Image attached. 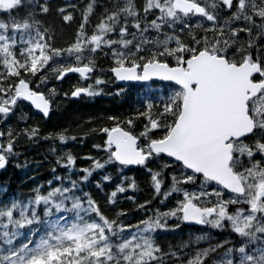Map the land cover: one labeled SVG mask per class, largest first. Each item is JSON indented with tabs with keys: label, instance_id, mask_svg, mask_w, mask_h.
I'll return each mask as SVG.
<instances>
[{
	"label": "snow or ice",
	"instance_id": "obj_1",
	"mask_svg": "<svg viewBox=\"0 0 264 264\" xmlns=\"http://www.w3.org/2000/svg\"><path fill=\"white\" fill-rule=\"evenodd\" d=\"M77 6L0 0V170L21 155V138L52 141L54 161L53 179L28 197L0 190V264H264V0H89L58 44ZM100 55L120 83L113 96L149 91L142 109L89 130L102 143L77 175V157L56 145L77 137L42 136L29 121L51 120L60 93L48 81L69 73L94 83L66 99L105 95ZM132 171L149 179L150 199L133 195ZM94 173L103 208L85 191ZM118 194L142 213L135 223ZM181 224L187 240L158 242Z\"/></svg>",
	"mask_w": 264,
	"mask_h": 264
},
{
	"label": "trees",
	"instance_id": "obj_2",
	"mask_svg": "<svg viewBox=\"0 0 264 264\" xmlns=\"http://www.w3.org/2000/svg\"><path fill=\"white\" fill-rule=\"evenodd\" d=\"M63 5L67 2L74 3L77 6L75 9H69L75 16V23L66 25L63 29V38L58 39V44H64L66 39H71L76 31L77 24L81 20V9L84 8L89 0H58ZM55 23L59 26L60 20L55 18ZM96 19L93 17L92 23L88 25L89 31L92 30ZM61 33L58 30V36ZM98 63L104 69L103 76H108V66L110 61L103 55L98 57ZM51 87H56L57 91L63 93H70L76 85L72 81L65 80L63 83H56L52 81ZM104 88L105 95L98 96L96 98H86L85 100L69 101L63 99L61 106L55 110V114L51 117V120L44 121L38 118V122L46 124L38 126L41 135H48L52 133L54 135L63 133L67 136L75 135L76 141H70V145L61 148L59 141H56L58 148L67 151L70 150L76 159L77 175H82L79 169L88 168L90 161L83 159L88 155H96V149L92 145L102 143L101 139H98L95 133L90 132L91 125L93 127L108 126L111 121L106 119L108 114H118L121 116H127L133 112L134 109H142L144 107L143 95L148 92L147 87L141 88L139 85L130 86L123 97H115L112 93L120 86L108 83ZM93 99V100H92ZM92 100V102H90ZM59 103V102H58ZM66 106V107H65ZM37 122V123H38ZM99 133V132H98ZM23 147H21V155L16 159L9 167V169L0 174V187L7 190L6 199L13 197H28L31 195L32 189L37 185H47V182L53 179L52 167L54 161L49 155V148L52 141H45L42 138L37 143L24 144L21 140ZM17 164L19 167H17ZM57 172L61 175H65L63 168H58ZM130 177H136L138 185L137 191L133 195L137 198L138 202H143L149 197L150 181L143 172L132 171L129 172ZM99 176L94 173V180L87 183L85 191H88L92 196L100 202L101 207H105L104 193L99 192L95 187V180H98ZM114 188L108 187L106 191L110 192ZM126 194H118L121 198V207L128 211L131 220L129 222H136L141 218L142 213L134 209L131 201L123 200L122 197ZM175 202L172 201V204ZM171 206V205H170ZM140 213V214H139ZM170 224V222H169ZM189 232V229L180 225L179 228L173 232L176 235H182ZM171 232L160 233L159 236L169 237ZM229 233L220 232L216 230L213 232L215 239L223 240ZM169 242V241H166Z\"/></svg>",
	"mask_w": 264,
	"mask_h": 264
},
{
	"label": "rangeland",
	"instance_id": "obj_3",
	"mask_svg": "<svg viewBox=\"0 0 264 264\" xmlns=\"http://www.w3.org/2000/svg\"><path fill=\"white\" fill-rule=\"evenodd\" d=\"M107 78H109V80H110V82H111V78L110 77H107ZM90 83H93V82H90ZM60 101H62L61 99H59L58 98V102H59V106H61L62 104H61V102ZM9 125H7V124H0V129L1 130H4L6 127H8ZM11 127H15V126H17V120H13L12 122H11V125H10ZM93 126L91 125V127H90V129L92 128ZM96 134V136H97V138L98 139H100V133H95ZM21 140L23 141V138H21ZM174 223V221H171V224H173ZM188 235L189 234H185L182 238H178V239H174L173 240V243L174 244H179V243H181V241L182 240H187V238H188ZM170 246V245H169Z\"/></svg>",
	"mask_w": 264,
	"mask_h": 264
},
{
	"label": "water",
	"instance_id": "obj_4",
	"mask_svg": "<svg viewBox=\"0 0 264 264\" xmlns=\"http://www.w3.org/2000/svg\"><path fill=\"white\" fill-rule=\"evenodd\" d=\"M70 74H73V73H69L68 75H70ZM78 75V74H77ZM119 83V82H118Z\"/></svg>",
	"mask_w": 264,
	"mask_h": 264
},
{
	"label": "bare ground",
	"instance_id": "obj_5",
	"mask_svg": "<svg viewBox=\"0 0 264 264\" xmlns=\"http://www.w3.org/2000/svg\"><path fill=\"white\" fill-rule=\"evenodd\" d=\"M66 107V106H65Z\"/></svg>",
	"mask_w": 264,
	"mask_h": 264
}]
</instances>
